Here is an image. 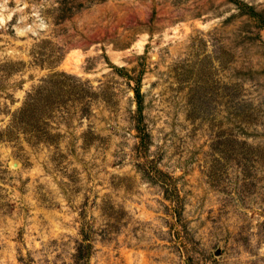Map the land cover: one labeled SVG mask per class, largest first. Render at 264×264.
Returning a JSON list of instances; mask_svg holds the SVG:
<instances>
[{
    "label": "rangeland",
    "instance_id": "374dc122",
    "mask_svg": "<svg viewBox=\"0 0 264 264\" xmlns=\"http://www.w3.org/2000/svg\"><path fill=\"white\" fill-rule=\"evenodd\" d=\"M0 264H264V0H0Z\"/></svg>",
    "mask_w": 264,
    "mask_h": 264
}]
</instances>
